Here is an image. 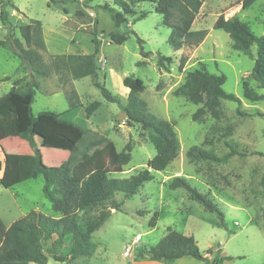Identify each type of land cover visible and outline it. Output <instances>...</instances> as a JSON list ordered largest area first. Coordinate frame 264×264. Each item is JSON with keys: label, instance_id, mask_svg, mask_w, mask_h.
<instances>
[{"label": "rangeland", "instance_id": "1", "mask_svg": "<svg viewBox=\"0 0 264 264\" xmlns=\"http://www.w3.org/2000/svg\"><path fill=\"white\" fill-rule=\"evenodd\" d=\"M115 1L12 0L14 7L8 8L11 29L22 41L29 34V19L41 21L43 39L51 53H92L95 29L99 41L96 79L124 103L129 88L123 85V78H140L145 87L139 96L149 111L173 124L179 142L176 158L164 170L153 171V179L144 182L137 193L127 197L116 192L78 213L79 221L85 223L110 211L108 219L92 234L98 245L93 255L67 257L72 241L69 234L55 252L59 257L65 256L66 261L49 257L47 264H135L138 258H145L146 247L155 245L165 235L167 227L192 235L203 252L212 249L213 254L205 253L209 259L217 249L222 250V255L233 257L222 264H264V99L244 98L242 82H248L259 94H264V89L258 88L251 77L253 58L234 50L229 35L214 28L217 16L233 14L238 0H204L203 12L191 29H207L208 34L199 45L183 46L179 50L169 45L170 29L162 24V16L151 3L140 0H124L130 11L125 14L127 22L120 26L121 30L132 29L136 34H130L122 44L110 42L108 32L113 29V23L102 5L119 9ZM141 13L145 16L135 20ZM237 17L257 35L264 34V0L239 11ZM6 32L7 27L0 20V38ZM138 37L143 41V50L148 52L146 57L141 54ZM61 39L64 46L59 44ZM251 51L256 53L255 44ZM159 55L171 60L159 67ZM182 57L186 60L180 67ZM201 64L211 73L223 74L224 90L238 96L240 103L219 98L212 105L213 98L205 93L202 101L196 103L178 92L187 73L202 67ZM21 77L23 80L18 86L23 87L30 77L29 70L9 50L0 47V96ZM93 81L92 76H84L70 78L62 84L55 73L37 77L39 85L32 112L67 110V94L75 90L82 106L72 118L112 140L118 151L130 145V161L123 166V171L110 174L116 178L129 177L146 167L155 148L149 132L139 123L129 121L116 103L105 100ZM94 100L100 105L86 118L84 107ZM199 108L203 112L194 119L193 114ZM34 139L40 159L47 166H59L69 155L64 146L39 137ZM192 146L217 156L229 151L236 154L226 162L193 160L187 155ZM3 154L14 158L6 160ZM33 161L34 151L25 139L16 135L0 141V177L7 164H11L12 171H19L24 170L21 166L28 167ZM176 176L187 178L193 187L206 194L219 207L223 220L189 198L183 187L169 188V182ZM43 183L39 175L9 188L0 184V218L5 225L31 210L58 215L43 194ZM112 202L119 204L118 209ZM154 212H158V217L155 226H150ZM51 241L44 242V249L50 247ZM128 246L131 252L126 256L124 250ZM174 263L208 264L191 256Z\"/></svg>", "mask_w": 264, "mask_h": 264}, {"label": "trees", "instance_id": "2", "mask_svg": "<svg viewBox=\"0 0 264 264\" xmlns=\"http://www.w3.org/2000/svg\"><path fill=\"white\" fill-rule=\"evenodd\" d=\"M151 3L154 10L162 16V24L170 29L169 45L175 50L183 46L195 47L207 36V29L192 30L191 26L199 12L204 0H140ZM257 0H238L241 10L249 8ZM119 7L102 5L108 12L113 23V29L108 32L110 42L124 43L130 34H136L132 29L121 30L120 26L127 22L125 16L129 4L124 0H116ZM50 6V4H47ZM14 7L12 0H0V20L6 25L7 32L0 38V47L9 50L20 59L21 64L30 72V77L23 87L18 84L23 78L15 79L8 92L0 96V141L9 136H19L25 139L34 151L33 163L24 170L12 171L11 164H7L0 177V184L9 188L16 183L35 178L41 175L44 179L42 191L50 201L52 210L58 215H47L38 210H31L24 216L14 220L6 226L0 218V264H47L48 258L56 261H66V257L56 255V249L63 243L64 238L71 234L73 241L69 247L67 257L76 259L79 256H91L97 248L92 234L99 229L110 216L106 210L97 219L81 223L79 212L85 211L93 204L104 201L116 192L125 196H132L144 182L153 179V171L164 170L178 153L179 142L173 124L156 116L149 111L145 100L139 93L144 90V83L140 78L125 76L122 80L124 86L129 88L126 101L113 94L104 83L97 78L96 55L99 52V41L96 39L95 29L92 31L93 52L90 54L48 52L42 33V23L37 19H29V34L24 41L16 37L11 29L8 19V8ZM145 16L141 13L135 20ZM214 28L225 31L234 50L250 56L254 60L251 77L258 88L264 89V34L257 35L249 25L237 16L225 18L219 14L214 22ZM142 56L148 52L143 50L142 39L137 38ZM256 45V53L251 51ZM170 57L158 56V66L164 67ZM186 57H182L180 67H183ZM202 67L189 71L184 82L177 88L178 92L185 94L193 102H201L202 95L213 98L212 105L217 100L224 99L240 103V98L234 93L224 90L226 77L223 74L211 73ZM52 73L58 75L59 82L65 84L70 78L78 79L92 76L93 84L100 89L105 100L114 102L125 114L129 121L139 123L143 130L149 132L150 140L155 148V154L147 161L146 167L129 177H111V173L123 171L131 158L130 145L126 144L123 151H118L112 140L93 130L90 127L76 122L72 114L82 106L75 90L67 94L69 107L62 112L50 110L32 112L37 77L48 76ZM243 96L247 100L256 101L264 99L248 82H242ZM100 103L96 100L84 107L85 117L95 112ZM203 108L197 109L193 114L196 119ZM35 137L64 146L69 150L68 157L59 166H47L40 159L36 147ZM236 154L229 151L222 156L192 146L187 155L193 160H211L226 162L230 156ZM14 158L5 155V159ZM17 157V156H16ZM18 159V157H17ZM264 181V175L262 177ZM174 189L183 187L189 198L197 201L204 209L215 212L223 220L219 207L193 187L187 178L176 176L168 184ZM118 209L119 204L112 202ZM158 212H154L149 223L155 226ZM53 236H56L53 239ZM53 239V240H52ZM52 240L50 247L44 249V242ZM213 254L212 249L206 251ZM199 249L197 241L190 234H184L176 229L167 227L165 235L155 244L145 249V258L171 262L184 256H191L208 264H222L224 260H232L229 255H222L221 249L209 259Z\"/></svg>", "mask_w": 264, "mask_h": 264}, {"label": "crops", "instance_id": "3", "mask_svg": "<svg viewBox=\"0 0 264 264\" xmlns=\"http://www.w3.org/2000/svg\"><path fill=\"white\" fill-rule=\"evenodd\" d=\"M203 8H204V1H203V4L199 10V13L198 15L196 16V18L194 19V21L197 20L198 16H200L203 12ZM241 11V4L238 2L236 5H235V9H234V12L233 14H231L229 17L228 16H225V18H230L232 17L233 15L237 16L238 12ZM203 17V16H202ZM193 21V23H194ZM193 25V24H192ZM192 27V26H191ZM55 31V29H52ZM60 45L64 46V40H60L59 42ZM128 89V87L126 88ZM3 156L5 157V154H3ZM7 226V225H6ZM71 235V234H70ZM72 236V235H71ZM54 237V236H53ZM56 238V237H55ZM72 241H73V238L71 237ZM53 240V239H52ZM72 241H71V244H72ZM185 257V256H184ZM183 257L181 258H178L174 261H171V262H167V261H162V260H152V259H149V258H138L140 260H138L137 262H135V264H175L174 262H178L179 260H181ZM133 261H135V258L133 259ZM201 261V260H200ZM29 264H34L33 262H30Z\"/></svg>", "mask_w": 264, "mask_h": 264}, {"label": "built area", "instance_id": "4", "mask_svg": "<svg viewBox=\"0 0 264 264\" xmlns=\"http://www.w3.org/2000/svg\"><path fill=\"white\" fill-rule=\"evenodd\" d=\"M130 252H131V247L128 246V247H126V249L124 250V255L129 256Z\"/></svg>", "mask_w": 264, "mask_h": 264}]
</instances>
